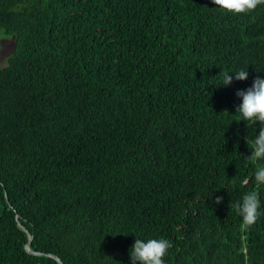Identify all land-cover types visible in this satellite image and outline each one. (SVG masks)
I'll use <instances>...</instances> for the list:
<instances>
[{"label": "trees", "instance_id": "16d2710c", "mask_svg": "<svg viewBox=\"0 0 264 264\" xmlns=\"http://www.w3.org/2000/svg\"><path fill=\"white\" fill-rule=\"evenodd\" d=\"M0 33V264H131L137 238L172 242L165 264H264L260 124L236 113L264 79V5L0 0Z\"/></svg>", "mask_w": 264, "mask_h": 264}, {"label": "clouds", "instance_id": "9594fccd", "mask_svg": "<svg viewBox=\"0 0 264 264\" xmlns=\"http://www.w3.org/2000/svg\"><path fill=\"white\" fill-rule=\"evenodd\" d=\"M214 4L226 12L240 15L254 11L258 6L264 5V0H213ZM236 80H246V70L235 71ZM233 82V76L225 72L222 84L227 86ZM236 95L242 98L237 107L239 119L260 124L259 134L251 142V154L245 159L252 165H257L254 172V182L257 186L264 185V165H258L264 160V79L257 76L251 87L246 90H237ZM253 177L244 178L242 186H246ZM222 197H216V203L222 202ZM260 194L256 190L246 192L242 202L236 204V211L242 217L243 225L251 227L261 216ZM173 247L172 242L165 238H151L142 240L137 238L130 249L131 264H165V257Z\"/></svg>", "mask_w": 264, "mask_h": 264}, {"label": "rangeland", "instance_id": "374dc122", "mask_svg": "<svg viewBox=\"0 0 264 264\" xmlns=\"http://www.w3.org/2000/svg\"><path fill=\"white\" fill-rule=\"evenodd\" d=\"M6 48L4 54L2 53V49ZM14 49V37L11 35H1L0 33V64L5 65L7 56L13 51Z\"/></svg>", "mask_w": 264, "mask_h": 264}, {"label": "water", "instance_id": "95a60500", "mask_svg": "<svg viewBox=\"0 0 264 264\" xmlns=\"http://www.w3.org/2000/svg\"><path fill=\"white\" fill-rule=\"evenodd\" d=\"M22 228L23 229H25L23 226H22ZM31 239H32V236L31 235H29V239H28V241H27V243H26V249L29 251V252H31V253H33V254H39L40 252H35V251H31L30 249H29V242L31 241ZM50 256H52L59 264H63V262L61 261V259L58 257V256H56V255H54V254H50Z\"/></svg>", "mask_w": 264, "mask_h": 264}, {"label": "flooded vegetation", "instance_id": "af4514ba", "mask_svg": "<svg viewBox=\"0 0 264 264\" xmlns=\"http://www.w3.org/2000/svg\"><path fill=\"white\" fill-rule=\"evenodd\" d=\"M5 51H6V48H3V49H2V53H1V54H4V53H5Z\"/></svg>", "mask_w": 264, "mask_h": 264}]
</instances>
